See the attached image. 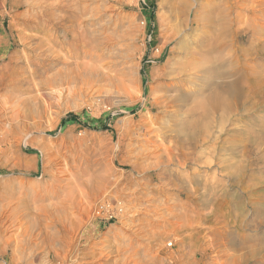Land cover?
I'll return each mask as SVG.
<instances>
[{
  "label": "rangeland",
  "instance_id": "1",
  "mask_svg": "<svg viewBox=\"0 0 264 264\" xmlns=\"http://www.w3.org/2000/svg\"><path fill=\"white\" fill-rule=\"evenodd\" d=\"M31 1L0 0V264H264V100L255 110L230 115L202 112L198 104L208 94L203 88L229 79L216 60L224 55L220 50L212 65L205 61L209 68L185 80L182 91L169 88L166 95L178 100L166 114L156 104L164 96L159 75L182 59L175 53L180 47L166 42L162 21L174 8L179 13L183 0H106L102 20L109 40L96 53L98 76L59 85L45 84L44 76L53 73L37 68L45 38L33 31L39 19ZM194 2L206 3L212 13L229 5L189 0ZM235 10L251 18L245 9ZM194 28H184L188 40L212 27L191 35ZM229 37L228 44L235 38ZM254 43L261 56L264 37ZM252 64L262 66L264 59ZM71 115L77 118L69 120ZM157 116L159 124L147 127ZM172 118L200 124L193 137L203 140L198 150L215 162L213 169L144 167L155 161L142 160L134 142L143 144L157 134L152 128L165 129ZM129 129L135 131L131 137ZM102 194L122 199L127 214L104 217L117 206L106 209L98 202ZM237 217L239 229L225 227ZM238 234L252 238L253 259L245 256L247 245Z\"/></svg>",
  "mask_w": 264,
  "mask_h": 264
},
{
  "label": "bare ground",
  "instance_id": "2",
  "mask_svg": "<svg viewBox=\"0 0 264 264\" xmlns=\"http://www.w3.org/2000/svg\"><path fill=\"white\" fill-rule=\"evenodd\" d=\"M226 1H228L227 2L229 4L228 6L227 5L224 6L223 9H220L218 13H216V11L215 12L213 11L214 13H212L210 12L209 9L207 10L205 8L207 4L204 2L202 3L194 2L195 4L194 3L191 4L189 3V0H183L182 4H180L181 7L179 6L180 7L179 13H177L174 10L176 8H174L170 10L169 15L167 17H164V21H162L164 23L163 27L165 28L166 31L169 30V36L167 37L166 42L171 41L173 42V44H175V46L180 47L179 48L180 51L178 52L176 50L177 52L175 53L180 54L182 59L174 64L172 62L168 63L169 65L171 64L170 71L164 72L162 75H159L160 79L164 80L165 82V84L161 86V90L164 93V96L158 99L156 97L155 98L158 100L156 104L160 106V110L161 108L164 109V111L161 110L162 113L166 114L167 112H165V109L174 107L176 101L178 100L176 96L166 95L167 92H170L168 91L169 88H174V89L179 88L182 91L185 80L188 81L190 80V78H194V76H196L197 73L199 72L201 73L202 69L206 70L207 68H209V66L207 65L208 63H206L205 61L208 60L209 65H212L213 53L220 50L225 51L224 55L219 56L218 54L219 57H217L216 60L218 61L219 66H225L228 69L229 71L228 76L230 80L228 79L227 81L224 82L223 79L222 81L224 83L215 84V85L213 84L206 85V88H203L205 89V91L208 90V94L207 95L205 94L206 95L205 98L202 101L200 100L201 102H199L198 104L202 112L207 113L209 109H218L222 111L221 114L226 113V115H230L232 113H237L240 110L243 111H249L250 109L255 110L258 108L260 101L263 102L264 95L262 94H264V65L254 66L252 63L264 59V50L262 49L263 54L261 56H258L259 52L257 48H259V45L254 43V41L261 40L264 37V0H238L235 3H232L233 0H226ZM31 2H33L34 8L36 10L35 13L36 17L39 19L33 31L39 34H43V37L45 38L43 42H40L38 44V46L40 45L39 48L41 49L39 56L41 57L42 63L37 68H39V70L44 75L46 74L49 75V73H53L51 76H46V77L44 76V80H43L44 83L48 85H56V84L59 85L60 84L59 82L70 84L75 80L93 82L95 80L94 77L98 76L99 67L97 66L101 61V58L97 56L96 53L100 51L99 49L103 48V46L107 44L108 42L107 40H109L108 39L109 36L105 34V30H104L105 27L103 25L104 20H102L107 12V8L105 6L106 0H33ZM235 8L239 10L245 9L247 13L251 15V18H241L242 16L240 17L239 16L240 14L238 15V13H236L237 10H235ZM229 10L231 11L233 10L234 12L233 19H231L233 12L230 13ZM204 13H206L207 15L206 14L203 15ZM179 20L181 21L179 22ZM95 24L97 25L96 27ZM188 24L195 27L192 30L191 35L196 34L197 29L200 28L202 29L207 26H211L212 28L209 30L207 29L206 33L204 34V37L197 36L196 38H192V40H188L189 36L186 37V34L184 32V28L185 29L188 28ZM182 26H184L183 29H181ZM60 32L61 35H59ZM230 35H234L235 38H233L232 42L230 40V43L228 44L227 42H225V40ZM243 44H247L248 46L243 47L242 46ZM174 51L175 50L173 48L172 52ZM96 62H98L97 65ZM125 76L128 77L129 75H125ZM196 78L197 77H195V80L197 81ZM169 81L170 83L171 82L173 83L171 84V86H168L167 84ZM158 92L161 91L158 90ZM178 92L179 90L177 91V93ZM257 97H261V99H258ZM155 119L156 120L154 121L152 120L151 122H149V126L147 127H154V125H158L159 124L157 122V119L159 120L158 116ZM168 124L169 125L166 127L167 128L166 132H162L160 134V131L165 130L166 128L163 129L162 128L163 126L162 127L156 126L155 129L152 128V131L156 132L157 134L152 132L155 135L149 137L147 140H144L145 143L143 142V140H142L143 144H141L140 143L141 141L138 140L134 142L136 146H133V150L135 149L137 155L138 154L141 155L142 160L147 161L148 159H154L155 161V163L144 167L146 168L150 167V169H160L162 166L166 167L170 165V167H172L173 170L184 169V171L185 169H189V167L187 168V165H194L196 169L207 168L209 170L214 168L215 162L213 163V161H211L208 157H203L198 150L201 148L197 147V145L203 143V140L194 139L195 137H193V133L201 129L199 123H197L196 121L184 122L183 120L176 121V119L175 120L173 119L172 123L171 124L168 123ZM149 129L151 130V128ZM144 131L142 132V134H145ZM134 132H135L134 130H130L126 135L129 134V137H131V135ZM146 134L148 133L146 132ZM223 138L225 139L226 136ZM132 139L133 138H131L129 142H132ZM131 145H129V148ZM216 167L217 166H215V168ZM92 178H90V181L89 180L88 181L93 182L94 180L97 186L99 187L100 183L98 182V180H95L96 178L95 179ZM89 182L84 183V185H86L87 187ZM84 185L83 187H85ZM73 190L72 192H74ZM72 195L75 197L74 194ZM101 196L103 197L104 195L102 194ZM101 196L100 197L98 196L100 198L98 202H101L106 209L107 207H111L113 203L116 204L117 207L114 210L116 211V215L118 218H122L124 214H127L125 212L127 211L126 210L127 207L125 209V206L127 204L124 205L125 203L123 204L122 199L120 200V198H116L115 196L114 199H110V197L102 198ZM65 198L68 199L69 197H67L66 195ZM67 204L71 205L70 203ZM242 209L243 207L238 208V210H240L238 214L239 216L243 215ZM46 211L47 210L45 209L44 212ZM47 212L48 214L50 213L49 210ZM228 226L229 227L231 226L235 229H239L241 227V220L237 217V220L234 221L232 225H229L227 222H225V227ZM149 235H151V233ZM230 236L231 235L229 233L225 235L226 239L230 238ZM238 237L242 241L246 242L247 246L243 249L245 256L252 258V256L256 254L254 253L256 251H253L254 246L250 244L252 238H250V236L243 237L240 234H238ZM259 250L261 251V249Z\"/></svg>",
  "mask_w": 264,
  "mask_h": 264
},
{
  "label": "built area",
  "instance_id": "3",
  "mask_svg": "<svg viewBox=\"0 0 264 264\" xmlns=\"http://www.w3.org/2000/svg\"><path fill=\"white\" fill-rule=\"evenodd\" d=\"M96 211L99 212V213H101L98 209H96ZM103 213H104L103 216L106 217L109 220H112V219H114L116 217V213H114V212H108V213L103 212Z\"/></svg>",
  "mask_w": 264,
  "mask_h": 264
},
{
  "label": "trees",
  "instance_id": "4",
  "mask_svg": "<svg viewBox=\"0 0 264 264\" xmlns=\"http://www.w3.org/2000/svg\"><path fill=\"white\" fill-rule=\"evenodd\" d=\"M77 117L75 116V115H71L70 117H69V120H75Z\"/></svg>",
  "mask_w": 264,
  "mask_h": 264
}]
</instances>
